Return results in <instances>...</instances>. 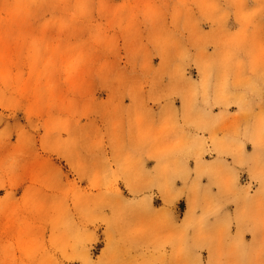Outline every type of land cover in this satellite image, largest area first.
Masks as SVG:
<instances>
[{
    "label": "rangeland",
    "instance_id": "374dc122",
    "mask_svg": "<svg viewBox=\"0 0 264 264\" xmlns=\"http://www.w3.org/2000/svg\"><path fill=\"white\" fill-rule=\"evenodd\" d=\"M0 264H264V0H0Z\"/></svg>",
    "mask_w": 264,
    "mask_h": 264
}]
</instances>
